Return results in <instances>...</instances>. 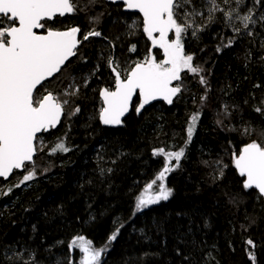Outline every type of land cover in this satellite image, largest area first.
Masks as SVG:
<instances>
[{"label": "snow or ice", "instance_id": "6c2138e0", "mask_svg": "<svg viewBox=\"0 0 264 264\" xmlns=\"http://www.w3.org/2000/svg\"><path fill=\"white\" fill-rule=\"evenodd\" d=\"M109 3L117 6L122 4L125 12L138 14L142 18L129 15L113 19V24L122 23L125 26L123 35L135 36L142 30L151 44L143 59L133 61L127 67H122L119 58L114 55L117 47L115 41L98 28L102 18L106 14L111 16V12L101 11L95 15H87L98 4L106 6ZM80 13H84L92 25L88 31L82 32L78 25L63 29L56 27L59 18ZM213 25L222 26L216 34L219 37V43L215 46L216 54H222L225 49L233 48L246 38H253L247 42L254 44L255 38L261 36V31L256 30L257 25L264 30V0H0V178L7 180L16 170L23 173L19 181L8 185L6 190L0 186V196H10L16 188L30 187L31 182L39 178L38 171L39 175L50 171V167L39 169L35 159L45 147L41 134L56 129L62 118L71 120L78 116L81 107L75 101L80 99L81 90L87 89L92 79H100L97 75L102 69L100 62L84 73L82 80L74 72L76 63L87 65L89 62L81 46L86 47L84 42L90 41V38L107 41L99 60L106 64L114 77L112 87H102L98 92L102 102L98 109V120L103 126H124L125 116L133 110L134 97L139 101L134 106L138 116L153 101L173 105L184 93L191 91L187 84L189 75L204 89L199 97L200 106L189 117L183 146L153 150L154 156L163 157V167L135 197L129 217H117L113 220V231L102 246L95 247L90 239L76 235L68 244L67 255L63 251L56 254L54 249L62 248L65 242L54 240L46 244L45 238L41 236L40 244L35 245L39 226L33 223L26 241L22 236L8 241V232L0 235V264H51L46 256H54V264H74L70 255L74 250L82 254L80 264H102L103 257L111 250L121 230L128 226L146 241L151 240L152 232L155 235L163 234L162 243L166 250L170 234L166 225L170 217H153L150 225L145 223L141 227H137L134 221L151 206L168 202L175 195V189L167 184L168 177L171 173L182 170V161L188 159V145L193 140L211 91L210 70L205 74L206 69L196 62V53L186 52L185 45L189 39L193 42L201 41ZM224 29L230 30L231 35H223ZM119 39V36L115 38ZM259 46L264 49V39ZM153 49L162 52V59H157ZM136 50V44H131L128 48L132 53ZM199 50L203 52L205 49ZM104 51H108L107 56ZM245 58L246 61H251V49L245 50ZM260 59L264 60V55ZM54 85L60 86L59 91ZM254 87L259 88L261 85L256 84ZM191 98L193 104H196L195 93ZM244 104L247 105L248 100ZM239 107V104L224 103L223 111L218 112V116L230 118L232 110ZM252 110L264 120V99L254 104ZM224 119H217V126L249 138V142L239 148L238 152H233L232 156L234 168L244 178V191L256 190L257 199L264 197V124L249 121L236 128L225 125ZM253 135L256 139H250ZM66 136L67 133L64 137L57 138L58 142L47 153L49 156L73 151V147L66 143ZM103 150L104 145H101L96 155L97 172L102 182L115 171L99 163L109 162ZM127 155L129 153L120 149L110 163L116 164L117 160ZM203 163L207 165L208 162ZM215 164L214 181L222 179L228 167L221 160L215 161ZM93 182L91 179L86 181L87 184ZM80 187L83 189L84 185L81 184ZM238 197L239 193L228 196V202L236 205L240 202ZM63 207L61 204L57 212L61 217L64 215ZM88 207L91 208V205ZM28 211L31 209L26 208L25 212ZM43 215L45 220L49 219L47 211ZM175 216L187 220L186 225L176 224L171 229L176 240L173 251L175 256L180 257V264H220L213 252L216 246L212 245L209 249L206 240L197 239L201 227H210L207 220L202 225L197 224L194 211H177ZM89 219L95 221L96 217L90 214ZM248 219L249 225H241L244 231L256 223L254 219ZM15 224L12 221L13 227ZM181 228L185 231H180ZM19 231L25 233L28 229L21 227ZM246 244L249 246L246 249L248 259L251 264H258L256 243L249 238ZM180 245L184 247L181 248ZM159 254L144 253L145 256Z\"/></svg>", "mask_w": 264, "mask_h": 264}, {"label": "trees", "instance_id": "16d2710c", "mask_svg": "<svg viewBox=\"0 0 264 264\" xmlns=\"http://www.w3.org/2000/svg\"><path fill=\"white\" fill-rule=\"evenodd\" d=\"M101 11L111 12V16L106 14L102 18L98 28L117 44L114 55L119 58L122 67L143 59L151 44L142 30L135 36H125V26L122 23H112L116 17L132 15L134 18H141L126 13L121 4L117 6L110 3L106 6L98 4L87 15H95ZM77 25L82 32L88 31L92 26L84 13L59 18L56 22V27L60 29ZM221 27L213 25L201 41L193 42L189 39L185 45L186 52L196 53V62L203 65L205 74L210 70L211 91L194 131L193 140L188 145V159L182 161V170L171 173L168 177L167 184L175 189V195L168 202L151 206L134 221L137 227H141L145 223L150 225L153 217H170L166 225L170 232L166 250L162 243L163 234L155 235L152 232L151 240L146 241L138 233H133L131 226H128L121 230L117 241L103 257L102 264H180V257L175 256L173 251L176 240L171 229L176 224L186 225L187 220L176 217L177 211H194L197 224L202 225L207 220L210 227H201L197 239L206 240L209 249L212 245L216 246L213 252L220 264H251L246 251L249 248L246 244L249 238L257 245L255 252L258 264H264V201L262 197L257 199L255 190L244 191V178L239 176L232 159L233 152H238L239 148L249 142V138L238 132L223 130L216 124L217 119H224L218 116V112L223 111L224 103L240 106L232 110L230 118L224 119V124L228 127L239 128L249 121L264 124L261 116L252 110L254 104L264 99V60L260 59L264 55V49L259 46L264 39V30L257 25L256 30L261 31V36L255 38L254 44L247 42L253 38H246L233 48L225 49L222 54H216L215 46L219 43L216 34ZM222 34L227 36L231 32L224 29ZM117 36L120 37L119 40H115ZM84 44L87 46L82 45L81 48L89 62L87 65L76 63L74 72L82 80L83 74L100 62L102 69L97 74L100 79H92L89 87L81 90L80 99L75 101L81 107L78 116L71 120L63 119L58 129L42 135L45 147L35 159L39 169L50 167V171L45 175H39L38 171L39 178L31 182L30 187L16 188L10 196H0V235L8 232V241H13L18 236L26 241L31 234V225L36 223L39 233L34 241L35 245L40 244L41 236L45 238L46 244L54 240L65 242L62 248L54 249L56 254L63 251L67 255L68 244L76 235L90 239L95 247L102 246L113 231V220L117 217H129L135 197L163 167V157L154 156L153 150L183 146L189 117L200 106L199 97L204 92L189 75L187 84L191 91L184 93L173 105L165 102L146 106L138 116L134 111V106L139 103L136 98L124 126H103L98 120V109L102 105L98 92L102 87H112L114 81L106 64L99 60L107 41L90 38ZM131 44L137 46L135 53L128 51ZM200 48L205 50L201 52ZM246 49L252 51L250 62L245 58ZM153 52L157 54V59L160 58V50L153 49ZM104 55L107 56L108 51H104ZM256 84L261 87H254ZM53 87L57 91L60 89V86ZM193 93L196 95V104L192 102ZM245 100H248L247 105L244 104ZM65 133L66 143L73 147V151L49 156L47 153L58 142L57 138L64 137ZM250 139H256V136L253 135ZM101 145H104L103 154L109 162L99 163L115 170L103 182L97 172L96 159ZM120 149L129 155L117 160L116 164H111L110 160L116 158ZM217 160H221L228 167L224 177L214 181ZM204 161L208 162L207 165ZM22 175L23 173H15L10 180L0 181V186L6 190L8 185L16 184ZM90 179L94 182L87 184L86 181ZM81 184L84 185L83 189ZM236 193H239L240 202L236 205L230 204L228 196ZM61 204L64 206L62 217L57 215ZM89 204L91 208L88 207ZM4 205L9 207L4 208ZM26 208L31 211L25 212ZM45 211L49 213L48 220L43 215ZM90 214L96 217L95 221L89 219ZM248 217L256 223L244 231L241 225H249ZM12 221L16 222L14 227ZM21 227L28 231L20 233ZM180 231L185 229L181 228ZM145 252L160 254L145 256ZM70 255L74 264H80L82 254L78 250ZM45 258L54 264V256Z\"/></svg>", "mask_w": 264, "mask_h": 264}, {"label": "water", "instance_id": "95a60500", "mask_svg": "<svg viewBox=\"0 0 264 264\" xmlns=\"http://www.w3.org/2000/svg\"><path fill=\"white\" fill-rule=\"evenodd\" d=\"M122 5V4H121ZM126 13H129V12H126ZM129 14H133V13H129ZM135 15H138V14H135ZM67 16H70V15H67ZM67 16H65V17H67ZM64 17V18H65ZM142 19V18H141ZM39 31V30H38ZM78 38H80V37H78ZM74 59V58H73ZM137 97H134L133 98V105H134V101H135V99H136ZM159 103H165L164 101H153L150 105H147V106H152V105H154V104H159ZM131 112L132 111H130L126 116H125V118H124V120H126L129 116H130V114H131ZM62 121H63V118H62ZM62 121H61V123H62ZM61 123L57 126V128L56 129H58V127L61 125ZM56 129H53V130H56ZM51 132V131H50ZM49 133V132H48ZM42 135V134H41ZM15 172H18V173H22V172H20L19 170H16V171H14L13 172V174L7 179V180H4L3 178H0V181H4V182H6V181H8V180H10L11 178H12V176L14 175V173ZM256 191V190H255ZM263 198V200H264V197H262Z\"/></svg>", "mask_w": 264, "mask_h": 264}, {"label": "rangeland", "instance_id": "374dc122", "mask_svg": "<svg viewBox=\"0 0 264 264\" xmlns=\"http://www.w3.org/2000/svg\"><path fill=\"white\" fill-rule=\"evenodd\" d=\"M158 55H160V58H158V60H159V59H162V52H159ZM174 83H175V82H174Z\"/></svg>", "mask_w": 264, "mask_h": 264}, {"label": "bare ground", "instance_id": "6f19581e", "mask_svg": "<svg viewBox=\"0 0 264 264\" xmlns=\"http://www.w3.org/2000/svg\"><path fill=\"white\" fill-rule=\"evenodd\" d=\"M264 201V200H263Z\"/></svg>", "mask_w": 264, "mask_h": 264}]
</instances>
